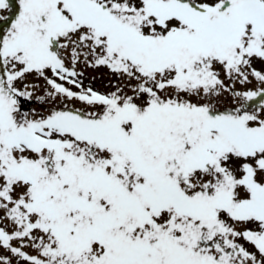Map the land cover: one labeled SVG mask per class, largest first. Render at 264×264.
Instances as JSON below:
<instances>
[{
	"label": "snow or ice",
	"instance_id": "6c2138e0",
	"mask_svg": "<svg viewBox=\"0 0 264 264\" xmlns=\"http://www.w3.org/2000/svg\"><path fill=\"white\" fill-rule=\"evenodd\" d=\"M0 264H264V0H0Z\"/></svg>",
	"mask_w": 264,
	"mask_h": 264
},
{
	"label": "rangeland",
	"instance_id": "374dc122",
	"mask_svg": "<svg viewBox=\"0 0 264 264\" xmlns=\"http://www.w3.org/2000/svg\"><path fill=\"white\" fill-rule=\"evenodd\" d=\"M105 71H106V70H103V69H102V70H100L99 73H93L92 70L89 69V70H88V74H89V75H93V74H95V75H97V76H100V75H102ZM103 82H104V81H99L97 86H99V84H100V83H103Z\"/></svg>",
	"mask_w": 264,
	"mask_h": 264
}]
</instances>
